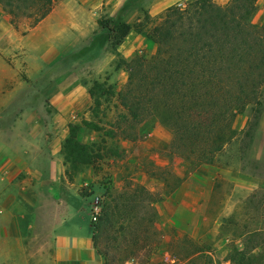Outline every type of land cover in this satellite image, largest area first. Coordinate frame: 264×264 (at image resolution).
Listing matches in <instances>:
<instances>
[{"label": "rangeland", "instance_id": "1", "mask_svg": "<svg viewBox=\"0 0 264 264\" xmlns=\"http://www.w3.org/2000/svg\"><path fill=\"white\" fill-rule=\"evenodd\" d=\"M117 1L123 4L115 11ZM154 1L156 5L160 1L162 11L151 17L148 8ZM190 1L57 0L55 5L63 4L68 10H74L78 2H83L90 10L96 9L99 18H108L112 13L110 18L114 19L123 17V11L127 14L135 9L141 19L145 14L149 16L152 27L166 7L184 6ZM213 1L220 5L228 3L226 0ZM256 14L253 23L260 26L264 19ZM0 25L2 29L11 26L18 30L17 39L0 48V72L5 74L3 71L8 70L13 75L0 87V116L3 121L11 119L0 125L2 149L9 148L11 141L20 140L16 159L13 158L15 153L11 159L9 154L0 158L1 232L31 231L34 235L51 227L57 208L68 210L70 205L77 203L82 204L81 220L89 225L94 200L98 199L101 213L103 203L110 197L115 214L111 223L101 227L94 240L103 264H231L229 259L236 256L235 251L244 249L247 252L256 244L264 248V105H250L236 117L233 128L238 139L215 156V165L227 174L213 185L210 197L201 200L203 204L200 205H193L189 200L185 209L165 220L158 214L155 204L163 201L179 184L173 171L177 169V159L184 161L169 150L171 138L166 144L167 132H170L161 126L163 130L154 132L152 137L140 134L139 126L156 118L150 117L136 128L130 127L118 118L126 111L117 97H102L96 118L89 111L87 118L77 114V121L73 119L74 123L82 119L94 120L102 130L96 132L97 138L89 143L95 144L98 158L93 165L81 169L91 172L90 176L82 175L75 182L78 172L69 180L65 174L69 166L64 164L61 149L62 163L53 168L43 152L46 149L44 139L61 130L47 92L64 77H77L87 82L86 62L92 55L82 50L90 41L75 42L70 30L53 19L51 26L45 27L35 40V44L38 43L36 51H26L21 36L29 33L30 21L21 18L15 28L0 6ZM154 52L155 48L149 46L137 55L148 58ZM108 75L104 76L105 80ZM251 126L252 142L246 147L248 141L240 132ZM109 133H113V137ZM25 136L29 137L27 144L23 140ZM26 150L25 158L22 152ZM234 173L243 176L238 184L231 178ZM137 186H143L152 196L134 190ZM262 262L264 264V257Z\"/></svg>", "mask_w": 264, "mask_h": 264}, {"label": "trees", "instance_id": "2", "mask_svg": "<svg viewBox=\"0 0 264 264\" xmlns=\"http://www.w3.org/2000/svg\"><path fill=\"white\" fill-rule=\"evenodd\" d=\"M257 1L229 0L221 6L213 0H191L184 6L167 7L152 27L146 14L135 23H127L123 17L99 18L98 27L106 32L109 50L116 57L115 69L123 68L128 76L119 92L106 80L90 83L93 118L102 97L116 96L126 111L119 119L136 128L148 118H156L171 134L169 150L182 157L190 169L215 165V156L238 139L233 128L236 117L250 105H264V22L260 26L253 23ZM56 2L0 0V6L15 28L21 18L34 27L51 13ZM131 32L142 35L155 48L154 54L148 58L136 54L124 60L117 49ZM252 128L240 132L248 141L246 147L252 142ZM84 129L102 130L94 120L68 124L61 153L69 166L65 171L69 180L98 158L95 144L80 139ZM108 135L113 137V133ZM134 190L152 196L143 186ZM109 198L96 221L91 220L92 241L115 214ZM263 249L262 244H256L250 251H235L229 261L263 264Z\"/></svg>", "mask_w": 264, "mask_h": 264}, {"label": "crops", "instance_id": "3", "mask_svg": "<svg viewBox=\"0 0 264 264\" xmlns=\"http://www.w3.org/2000/svg\"><path fill=\"white\" fill-rule=\"evenodd\" d=\"M228 1L226 0L225 3ZM156 2L154 1L152 6L148 8V14L151 17H156L162 11L160 10V1L157 5ZM122 4V1H117L115 11L119 10ZM257 6L258 14L256 15L264 19V0H258ZM95 11L96 9L90 10V8H87L83 2L82 4L78 2L77 8L74 10H68L63 4H57L45 19L36 26L30 27L29 33L23 37L21 36L23 41H25L26 51L35 52L36 45L38 46V43L35 44V40L45 27H50L53 19H56L58 25L67 27L70 30L75 42L80 40L81 43H84L83 40H86L85 42L90 41V43L85 44L82 50V52L91 53L92 55L91 59L86 62V69H88L86 84L77 77H64L57 80L47 92L49 105L55 110L57 125L59 128L61 127V130L58 129L44 139L46 149L43 152H45L48 162H51L50 168L62 163L60 149L61 142L67 136V125L75 122L73 119H75L77 114H83L86 118L88 116L87 114L92 105V100L88 93L90 83L93 81H104V76L108 73L109 78L106 81L114 86L115 92H119L127 82V72L123 68L115 69V55L107 49L109 47L107 35L98 27L97 20L100 17V13ZM130 12L134 15H130ZM135 12V9L129 10V12H126L127 14H123V20L127 23L140 21V16ZM109 17H112V13H109ZM3 29L0 25V48H4L6 44L15 38L17 39L18 30L11 29V26ZM123 41L117 51L126 61H129L136 54L142 52L143 49L149 47L148 41L135 32L129 33ZM63 54L66 53L63 52ZM0 59L2 60L1 51ZM76 67L78 65L72 69H76ZM3 72L5 74L0 72V87L7 80L9 81L13 78V75L9 73L10 71ZM10 120L5 119L3 121L0 116V125H5L6 121ZM158 130H163V128H161L156 119H151L139 126V133L146 134L149 137H152L153 133ZM1 136L0 158L3 159L9 154L11 159L13 153H15L16 156L13 158L16 159L19 154L17 144L20 140L17 136H14L17 138L16 141H11L10 147L4 150L2 149L3 141H1ZM96 138V132L87 129H84L80 135L81 141L85 144L91 143ZM170 138V134L167 132V145ZM23 140L27 144L29 137L25 136ZM29 145L27 146L28 148ZM22 153L26 154V158L27 150ZM188 168L185 160L177 159V169L173 172L175 177L180 179V182L176 184V188L163 201L155 204L158 214L165 220L172 219L176 213L185 209L189 200H192L193 205L203 204L200 201L209 198L214 191L213 185L227 174L225 170L217 167V165H202L193 170H188ZM90 174L91 172L86 170L79 172L75 182L78 178H82V175L90 176ZM231 178H233L235 184H238V180L241 181L243 176L239 173H234ZM63 203L65 202L63 201ZM81 205L78 203L74 204V206L70 205L68 210L64 207L61 209L57 208L51 227L47 230L36 232L34 235L31 231H0V264H103V260L97 254L94 241H92V226L91 224H84L79 216L82 209ZM35 238L40 240H35Z\"/></svg>", "mask_w": 264, "mask_h": 264}, {"label": "built area", "instance_id": "4", "mask_svg": "<svg viewBox=\"0 0 264 264\" xmlns=\"http://www.w3.org/2000/svg\"><path fill=\"white\" fill-rule=\"evenodd\" d=\"M98 199L96 198L92 204V207H91V220L92 221H96V218L97 216H99V213H100V205L98 203Z\"/></svg>", "mask_w": 264, "mask_h": 264}]
</instances>
